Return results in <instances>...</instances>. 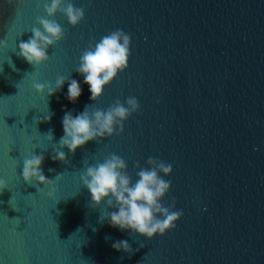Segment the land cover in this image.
Segmentation results:
<instances>
[{
    "label": "water",
    "instance_id": "obj_1",
    "mask_svg": "<svg viewBox=\"0 0 264 264\" xmlns=\"http://www.w3.org/2000/svg\"><path fill=\"white\" fill-rule=\"evenodd\" d=\"M50 2L0 0V178L8 184L0 264H264V0H70L84 19L72 26L61 12L51 17L65 36L33 66L19 43L33 27L43 31L37 17L47 18ZM117 29L132 38L128 67L92 101L75 71L79 57ZM60 75L79 81L76 103L66 98L68 81L51 96L36 91ZM129 97L141 107L122 133L74 154L60 148L65 112L106 111ZM54 145L66 161L51 159ZM112 153L133 184L149 156L172 164L170 175L160 173L172 181L161 203L175 197L172 210L183 211L175 229L148 239L101 222L118 209L106 199L93 205L80 177ZM33 154L44 155L46 177L62 174L55 185L24 182L23 160ZM119 240L130 252L112 247Z\"/></svg>",
    "mask_w": 264,
    "mask_h": 264
},
{
    "label": "clouds",
    "instance_id": "obj_2",
    "mask_svg": "<svg viewBox=\"0 0 264 264\" xmlns=\"http://www.w3.org/2000/svg\"><path fill=\"white\" fill-rule=\"evenodd\" d=\"M44 9L47 18L37 17V23L42 26L43 31L33 27L32 36L27 41L19 43V55L33 66L49 60V48L65 36L63 27L55 19H50L51 17L61 12L72 26H77L85 17V8L76 7L70 0H51L50 3L44 4ZM131 42L132 38L128 33L117 29L101 37L94 45L90 42L88 48L79 57V65L75 71L82 74L84 83L90 86L92 101H96L103 94L105 86L110 84L119 72L128 67ZM0 45L7 47V41L0 40ZM66 81H68L66 98L71 103H76L82 94V88L79 81L70 79L69 76H58L54 85L35 83L34 87L37 92H43L47 88L48 95L51 96L59 91ZM140 107L136 97H129L124 103L116 99L106 111L95 110L89 113L86 106L85 110L76 116H73L71 112H65L62 119L64 135L59 141L60 148L67 147L74 154L77 148L89 141L113 134L119 135L124 131V121L139 111ZM51 115L50 112L44 115L41 122L50 121ZM47 136L49 141L53 140L52 130H49ZM53 147L54 154L51 159L66 161V153L55 145ZM44 159L43 154H33L31 158L23 160L24 182L55 185L56 181L62 178L60 173L54 179L44 175L41 167ZM147 164L151 167L140 168V162H135V166L140 170L137 173L139 179L133 184L127 173L128 165L125 159L112 153L102 163L97 162L94 166H88L80 179L89 189L93 205H100L106 199L108 206L118 209L110 213L106 211L103 218L100 217L101 222L107 219L114 228L130 229L132 232L152 239L157 233L164 235L167 231L175 229L176 221L183 216V211L172 210L175 207V197L170 206L161 203L162 198L171 189L172 181L164 179V176L172 173V164L152 156L148 157ZM49 171L54 170L49 169ZM5 189H8L7 181L0 178V194ZM49 195H52V192ZM112 247L124 252H130L132 249L127 240L116 241Z\"/></svg>",
    "mask_w": 264,
    "mask_h": 264
}]
</instances>
